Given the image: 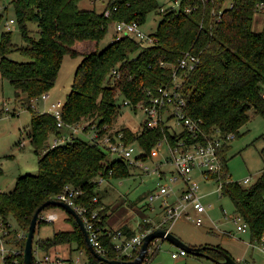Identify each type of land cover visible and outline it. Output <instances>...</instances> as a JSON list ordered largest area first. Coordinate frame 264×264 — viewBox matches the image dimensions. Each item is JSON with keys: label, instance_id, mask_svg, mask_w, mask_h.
Returning a JSON list of instances; mask_svg holds the SVG:
<instances>
[{"label": "trees", "instance_id": "obj_1", "mask_svg": "<svg viewBox=\"0 0 264 264\" xmlns=\"http://www.w3.org/2000/svg\"><path fill=\"white\" fill-rule=\"evenodd\" d=\"M80 1L10 2L24 45L13 42L11 31L2 33L0 76L14 87L16 99L31 113L28 138L38 156L39 172L19 177L9 192L0 191V219L5 225L15 223L16 228L10 233L13 239L9 242L24 250L26 240H18L16 234L28 233L36 211L46 202L56 201L67 186L78 188L83 194L76 199V205L90 210L102 208V222L98 227L103 231L100 241L105 250L104 258L127 263L134 261L137 255L132 260L122 256L114 249L113 236L121 231L129 239L136 233L126 225L115 231L106 229L109 210L103 205L98 190L99 179L128 178L137 169L121 157L109 161L113 154L84 136L51 148L54 140L49 143L50 138H63L68 131L59 128L50 113H40L33 108L32 102L54 88L66 55L80 56L83 60L63 107L66 124L86 122L89 124L87 131L98 126L103 135L122 133L125 144H134L147 155L165 138L173 146L182 140L188 145L203 142L202 133L195 138L185 128L179 134L172 133L164 123L152 129L145 122L138 132L128 127L115 129L121 115L116 103L118 97L128 101L131 110L138 111L139 104L149 102V92L155 95L158 89L174 84L173 68L186 52H191L199 57L197 67L190 73L180 72L186 116L199 123L206 135L218 130L237 137L249 122L251 110L264 117V30L253 29L256 6L264 0H233L232 7L223 10L220 22L213 10L218 11L225 0H183V7L189 6L192 11L186 13L184 9L172 7L162 12L156 33L150 35L152 44L125 36L118 41L114 39L103 50H100V43L110 24L126 22L141 26L149 13L158 11L157 0H108L101 13L95 9H80ZM8 9L9 6L0 11L4 13ZM106 11H110L109 17L105 16ZM31 23L38 27L36 34L29 28ZM14 52L27 61L12 60L10 55ZM114 69L121 75L116 82L112 81ZM104 126L107 131L103 130ZM228 146L221 152L225 166L220 192L232 200L237 214L247 223L251 242H260L264 234V169L250 187L228 182ZM51 209L60 208L49 206L45 210ZM67 217L72 230L55 232L47 240L35 242L34 239V247L50 253L66 246L70 253L74 250L85 252L90 264H107L92 254L75 218L69 213ZM43 224L38 223L37 228ZM151 229L147 224L143 232ZM207 246L205 254L214 264L224 260L222 253L230 255L219 245ZM6 264H25L24 254L8 257ZM33 264H36L35 259Z\"/></svg>", "mask_w": 264, "mask_h": 264}, {"label": "rangeland", "instance_id": "obj_2", "mask_svg": "<svg viewBox=\"0 0 264 264\" xmlns=\"http://www.w3.org/2000/svg\"><path fill=\"white\" fill-rule=\"evenodd\" d=\"M12 0H5V7L9 6L7 12L3 14V20L0 23V38L2 33L11 31L13 42L18 45H24L18 25L16 23L15 12L10 4ZM233 0H225L224 8H230ZM108 0H81L79 8L82 10H96L101 13L104 11ZM159 9L149 13L140 29L146 34L156 33L160 22L162 21L161 9L165 11L172 8L173 0H157ZM14 20L15 23L6 28L7 22ZM30 30L36 34L38 27L36 24H29ZM253 29L257 32L264 30V10H259L254 16ZM116 25L110 24L106 37L100 43V50L105 49L115 39ZM10 58L16 62H26L23 56L18 52L10 55ZM83 58L66 55L61 69L59 71L54 88L48 93L49 99L41 98L32 102L33 108L40 113H48L52 104L61 102L65 104L74 82L75 74ZM24 99V96L21 97ZM117 106L119 107L120 117L116 121V130L128 127L134 132L142 129V124L146 121V115L141 111H133L124 106V99L118 97ZM4 104L15 115L3 116L0 120V191L9 192L13 190L19 177L25 175H37L39 172L38 156L34 153L28 138L31 130V113L23 107L19 99H16L14 87L0 76V111ZM249 122L240 130V134L229 144V151L226 155V167L228 171V182H238L242 186L250 187L255 184L262 170L264 169V117L256 114L254 110L249 112ZM183 130L177 122L171 123L170 131L179 134ZM54 137L50 138L52 143ZM24 146L21 147V144ZM118 155H110L109 161L118 160ZM132 176L128 178H110L99 185L100 195L105 207H108L109 217L107 219V228L115 231L122 226H129L135 233L141 232L139 223L148 220V224L154 229H163L160 225L165 217V207L161 201L150 204L148 196L160 183L158 175H142L139 170L132 171ZM192 177L198 182L199 189L197 195L201 202L210 206L207 214L199 215L192 208L187 213L194 219H203V226H197L196 223L186 215L179 218L170 228V232L189 247L201 246H221L227 250L232 258L239 264H264V253L259 249L249 247L251 234L237 231V224L232 222L236 217L237 211L228 196H222L218 190V183L213 178L204 179L198 171L192 174ZM250 177L252 181L249 184H242L245 178ZM180 193L172 195L168 201L174 202L178 199ZM60 213V220L54 224H43L37 228L35 233V242L47 240L53 237L55 232L72 230L71 223L67 220V213L64 209H57ZM13 227L16 228L13 222ZM22 233V232H21ZM142 233V232H141ZM161 245L158 254L150 264H214L207 258L196 257L191 254L172 258V253L179 252L167 241H159ZM36 247V245H35ZM34 247V250L36 248ZM153 247V245L151 246ZM61 252L69 256V248L63 246ZM40 251V250H39ZM47 253L40 251L35 253L36 257H44ZM75 261L80 257V251L74 250L71 253ZM82 263L88 260V255L84 252L81 256Z\"/></svg>", "mask_w": 264, "mask_h": 264}, {"label": "built area", "instance_id": "obj_3", "mask_svg": "<svg viewBox=\"0 0 264 264\" xmlns=\"http://www.w3.org/2000/svg\"><path fill=\"white\" fill-rule=\"evenodd\" d=\"M5 0H0V8H4L3 4ZM210 0H204L208 2ZM213 2V0H211ZM231 4L230 7H232ZM172 7L180 10L184 9L186 13H190L192 8L189 6L183 7V0H173ZM224 6L217 11L213 10V15L217 18V22L222 19ZM256 12L264 10V2L256 6ZM161 9V12H164ZM106 17L110 16V11H106ZM14 20H10L6 24V28L10 29V25L14 24ZM115 40L118 41L122 37L132 36L141 41H148L153 43V39L150 35H146L137 24H131L126 22H117ZM199 63V57L193 55L191 52H186L179 60L178 65L173 68L174 84L170 87L160 88L158 92L153 95L149 92L150 100L148 103L139 104L138 110H141L146 115L147 126L149 128H158L161 124H165L171 128L172 122H177L182 128L188 129L192 133L193 137H197L202 133L203 142L187 144L184 140L179 141L178 145H171L168 140H160L156 146L151 150L150 155L143 152L140 147L134 144H125L122 133H114L111 135L101 134V129L98 126H93L87 131L89 124L86 122H80L74 125L66 124L63 121V107L61 102L51 105L49 112L53 118L57 121V126L67 130V135L63 138H55L51 148H54L65 141L72 140L75 137H86L89 141L97 143L111 152L113 155H118L123 158L130 167H134L142 172V175L151 176L158 175L160 183L158 186L150 192L148 196L149 203H155L157 201L162 202V206L165 208V217L161 222V227L170 232V228L174 223L186 215L189 219L193 220L197 226H203V219L199 218L194 220L188 213V209L192 208L199 215H206L208 208L202 202L201 198L197 195L199 189L198 182L192 177L195 171H198L202 178H213L217 181L221 191L223 181L222 173L225 166V160L223 159L221 152L222 149L229 145L236 137L234 134H224L216 130L211 135H206L202 132L199 123L191 118H188L184 112L186 106V98L181 92L183 83V76L180 74L190 73L195 70ZM164 66V63H162ZM121 75L117 69L112 71V81L116 82L120 80ZM42 100H48L49 95L45 94L41 97ZM124 106H130L128 101H124ZM13 116L15 113H11V110L4 104V107L0 111V120L3 116ZM144 122V123H145ZM143 125V124H142ZM103 130H108L106 126ZM24 144H21V147ZM214 176H216L214 178ZM105 179L100 178L99 184H102ZM252 181L250 177L245 178L242 184H249ZM179 197L174 202L168 201L172 195L179 194ZM82 191L72 186H67L64 191L59 194L56 201L64 202L78 213L83 220L87 233L89 235L90 242L92 243L95 251L104 257L105 250L101 244L100 237L103 234L99 224L102 222L100 217V211L102 208L90 210L87 207H81L76 205V199L82 195ZM97 202V199H95ZM60 220V213L57 209L43 211L38 219V223L54 224ZM232 222L237 224V231L246 233L248 231V225L244 219L238 214L232 218ZM148 224V220H143L138 224L140 231L131 238L118 231L113 236L114 249L122 256L129 259H134L139 255L141 248L144 244V238L149 233L155 231L153 227L151 230L143 232L145 225ZM13 222L5 225L0 219V264H6L8 257H17L24 254L23 248L16 246L14 243H10L11 231H14ZM107 230L109 228H106ZM160 229V228H157ZM18 240H26L27 234L18 232L16 234ZM160 240H155L149 245L147 256L142 264H150L154 257L158 254L161 245H158ZM162 241V240H161ZM153 245V247H151ZM249 247L252 249H259L264 253V234L260 242H250ZM40 252L38 248L34 250V259L36 264H90L89 261L82 263L81 256L84 253L80 251V257L77 260H73L72 257L64 255V252L55 251L47 253L44 257H36L35 253ZM188 253L185 250L179 249V252L172 253L173 259L187 256Z\"/></svg>", "mask_w": 264, "mask_h": 264}, {"label": "water", "instance_id": "obj_4", "mask_svg": "<svg viewBox=\"0 0 264 264\" xmlns=\"http://www.w3.org/2000/svg\"><path fill=\"white\" fill-rule=\"evenodd\" d=\"M49 206H56L58 208H62L67 213H69L71 216H73L79 225L81 231L84 234L85 241L92 252V254L100 261V262H105L107 264H142L143 261L145 260L147 256V252L149 249V245L155 241V240H162V241H167L174 245L175 247L187 251L188 254H191L196 257H206L207 259L208 256L205 254V250H207L209 247L208 246H201V247H189L185 245L181 240H179L176 236H174L171 232L167 231L166 229H156L155 231L149 233L146 235L144 238V244L141 248V251L138 255V257L132 261V262H121V261H108L106 260L103 256L99 255L92 243L90 242L89 235L87 233V230L85 228V225L83 223V220L81 217L78 215V213L67 205L64 202H59V201H48L45 204H43L35 213L31 225L29 227L28 233H27V239L25 243V249H24V262L25 264H33L34 261V238H35V233L37 230V225H38V219L40 214ZM224 260L223 261H217L215 264H239L236 262L230 255L222 253Z\"/></svg>", "mask_w": 264, "mask_h": 264}, {"label": "crops", "instance_id": "obj_5", "mask_svg": "<svg viewBox=\"0 0 264 264\" xmlns=\"http://www.w3.org/2000/svg\"><path fill=\"white\" fill-rule=\"evenodd\" d=\"M134 230H135V228H134ZM57 251L59 252V251H62V250H61V249H59V250H57ZM64 253H65V252H64ZM65 255H66V254H65ZM70 256H71V253H70Z\"/></svg>", "mask_w": 264, "mask_h": 264}]
</instances>
